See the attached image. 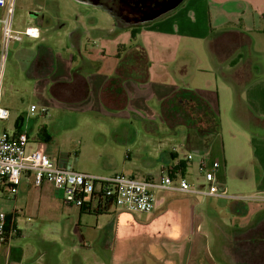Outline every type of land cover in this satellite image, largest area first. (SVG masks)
Masks as SVG:
<instances>
[{"label": "crops", "instance_id": "0c3cea01", "mask_svg": "<svg viewBox=\"0 0 264 264\" xmlns=\"http://www.w3.org/2000/svg\"><path fill=\"white\" fill-rule=\"evenodd\" d=\"M74 1L82 2V0ZM35 2L40 13L43 12V5L53 3L57 9L56 17L63 21L58 14V0H35ZM209 2L210 0H184L172 12L151 22L136 25L137 27L126 26V24L123 27H115V29L126 30L125 32H132V35L126 40L122 38L125 42H116L118 49L101 52V55L106 53L120 55V62L126 67L125 80L119 83L114 90L110 78L119 63V58L116 56L112 69L99 70L101 63L97 60L98 67L95 70H87L76 78L73 76V67L81 57L94 61L87 56L88 48L84 37L80 38L77 33L76 29L80 27L79 25L67 32L59 31L66 37V41L58 44L43 34L54 30L58 32L63 26L54 27L50 24L45 26L40 22L42 14L37 16L30 14L28 19L24 18L23 22L20 21L17 24L13 21L15 30L23 31L27 27L37 29L36 37L22 35L17 42H26L28 49L32 51L31 55L29 51V55L23 60L24 79H22V84L30 87L39 98L37 103L30 104L37 107L33 114L29 112L28 108L12 116L9 108L4 106L9 110V117L5 121H0V131H6L8 134L25 132L28 138L25 145L26 153L41 149L62 167L96 176H111L119 173L136 177L129 168L130 166L126 167L125 163L119 167L116 159L117 152L112 146L98 148L99 152L102 149L104 152L103 170L87 169L77 161L82 152L84 141L79 139L78 142H71L68 146L62 142V139L58 141L57 134H64L68 128L75 127L78 119L72 114L105 113L106 110L114 111V114L130 125H133V118L140 121L148 120L146 126L143 121L140 122L147 132L151 131L153 127H155L154 130H158V126L152 121L155 122V114L160 112V101L179 88L180 76L186 70L179 69L176 71L175 77H167L169 73L165 66L159 67L156 71L152 66L150 45L147 40L151 39L154 43V40L160 36L171 37L179 34L186 38L185 41L189 40L188 36L192 35L205 39L213 27ZM234 3L233 5L227 4L224 9H235ZM16 11L14 1L13 19L16 17ZM3 14L4 11L0 9V18ZM87 22L93 25L96 19L91 17ZM83 33L85 32L81 30V36ZM151 34L153 37L146 38V35ZM182 37L180 39L172 37L175 41L173 46L175 52L180 48ZM140 47L145 51L149 61L146 74H144L142 66L138 64L137 50ZM38 52L42 53L43 63L31 69L32 76L27 77L24 71L33 60L35 61ZM182 54L192 55L193 50L184 48ZM177 56L178 53L174 55L173 52L171 60L174 61ZM5 66L6 62L0 71L1 80L4 77ZM159 70H161L160 74ZM191 76V79L195 77V70L191 72ZM241 97L255 114L264 117V78L252 82L243 90ZM207 101L211 106L213 105L212 100L208 99ZM42 108L45 109L44 112L40 111ZM212 108L214 109L213 106ZM54 109L57 110V113H52ZM159 114L162 121L165 122L161 112ZM238 115H240V111ZM95 126L101 128L100 125ZM130 131L129 133L125 132L122 138H118V142H116L119 145L120 143L125 144L127 141L131 143L134 138ZM103 133H105L104 137L97 136L98 142L103 143L107 142L109 138L113 139L115 130L100 134ZM186 136L187 133L183 143L180 144L181 151L173 146L160 147L154 156H150L148 155L150 148L146 149L147 153L142 158L140 167L147 170V173L141 174L137 178H152L148 169L154 167L155 164L158 165L161 175L163 169L183 161L184 170L182 172L177 170L172 175L174 180L185 178L191 184L192 189L197 191L207 189L209 182L204 179L203 173L199 170L200 157L198 156L197 160L194 158L199 154L190 152L186 148ZM221 140V135L217 133L204 156L208 161L219 162V168L214 171L213 183L226 196L219 197L203 195L200 192L154 188L156 207L152 212L146 213L148 216L142 220H137L129 211L120 209H109L99 214L80 213L78 207L74 211L73 205L65 203L64 191L61 188L51 182H43L39 187H36L30 176L22 177L17 193L10 194L11 198H7L8 196L4 193V198L0 200L2 211L10 213L16 210L14 220L16 232L6 243L0 244V264H147L143 254H146L152 261L150 264H258L264 257V205L256 202L260 201L259 199H264V134L250 135L249 137L251 156L254 162L253 170L247 168L244 171L242 168L237 177L243 181H253L246 183L248 188L244 189V193L240 192L242 196H237L241 194L228 193V185L224 178V166L222 167V164H225V158ZM72 152L74 157H71ZM188 153L193 154L191 159L186 158ZM130 155L131 151L127 148L124 157L129 162ZM99 156L100 154H96V160ZM145 158L150 160L144 161ZM194 162L198 174L196 173L195 179H190L188 175L191 173ZM235 196L237 198H234ZM247 199L253 202L250 204L246 201ZM216 204L224 206L225 211L220 213L216 210ZM47 210L55 211V217L58 219L56 225L42 224L41 218L50 214L45 212ZM73 214L77 215V221L73 219ZM84 215L92 216L95 226H92V222L89 221L82 225L80 221ZM103 215H112V220L108 222L107 226L98 224ZM250 218H252L251 222ZM92 230L96 232L99 230L96 238H92L87 233ZM234 233H239L247 238L241 242V245L237 244L229 256L225 253L223 245L225 240L233 236ZM68 236H74V238L70 239ZM62 240L70 244L68 249L72 248L75 251L69 260H63L60 257L65 247L61 243ZM83 247H94L96 253L99 252L97 254L102 255L103 259H97L90 263L84 262L76 253L79 248Z\"/></svg>", "mask_w": 264, "mask_h": 264}, {"label": "rangeland", "instance_id": "374dc122", "mask_svg": "<svg viewBox=\"0 0 264 264\" xmlns=\"http://www.w3.org/2000/svg\"><path fill=\"white\" fill-rule=\"evenodd\" d=\"M14 1L17 11L16 17H14L13 21H15L14 23L16 24L20 21L23 22L24 18L26 20L30 17V14L36 13V11H38L39 7L35 0ZM236 1L244 2L245 6L240 10H235L233 8L224 9V6L227 4L233 5V3ZM58 2V14L59 17L65 21V25H63L62 29L58 30V32H56L57 30H54L50 33L44 32L43 35L46 38H50L52 42L61 44L64 42V40L66 41V37H64L63 34L61 35V33L63 31L67 32V30L75 28L79 25L80 27L76 30L78 35H80V38L84 37V41L87 43V56L95 62H97V60L100 61L101 65L99 70H109V68H114V58L116 55L111 53L101 55V52L103 50L111 52L118 49L116 42H125L123 39L126 40L127 38H130L132 32H125L126 30L119 28L115 29L116 25L113 16L102 7L89 6L82 2H75L74 0H58ZM209 3L211 23L213 27L241 28L244 32L251 36L253 50L256 53L262 55L264 54V0H210ZM38 14H40V11H38L35 15L37 16ZM91 17L96 19V22L93 25H90L87 22ZM80 29L82 32H85L82 36ZM114 29L115 32L113 31ZM108 30L110 31L108 32ZM59 31H61V33H59ZM182 36V34L171 37L160 36L158 39L154 40V43L151 39H148L147 41L150 45L152 66L156 71L159 67L165 66L167 69H164H166V71L169 73V76L167 77H175L176 71L179 69L186 70L185 74L183 75L186 77V79H183L190 82L189 84L191 88H197L195 90L204 99L212 100V106L215 109L216 116L219 121L218 134L222 137L221 143H223L222 149L223 156L225 158V164H222V167L224 166V178L228 185V193L233 195L241 194L237 196H242V193L245 192L244 189L248 188L246 183H251L253 180L243 181L238 179L237 176L242 171V168L244 171H246L247 168L248 170H253L254 162L252 161L253 158L251 156L249 137L250 135H261L259 133L261 129L255 125L247 123L246 117L249 115L248 112L246 114V112L241 110L242 108H235L234 90L232 89V86L228 82L224 81L217 73L216 67L209 57L205 39H200L199 37L192 35L190 37L188 36V39H190L185 41L184 39L186 38H183ZM147 37H153V34L146 35V38ZM172 37L175 39H180V37H182L181 40H183L180 42V48L176 52L174 51L175 48L173 47L175 45V41L172 39ZM186 44L187 46H185ZM27 45L28 44L26 42L21 43L15 40L10 42L7 52L4 77L2 80L0 76V82L2 83H0V101L3 106L9 108L12 116L17 115L21 110L28 109L30 104L37 103L39 98L37 94H35L30 89V87H26L24 84H22V79H24L22 69L24 64L23 60L25 57H27V55H29V51L30 55L32 52L28 49ZM184 48L193 50V54L186 56L183 55L182 52ZM83 51L85 52V50ZM173 52L174 55L178 53V56L174 59V61L171 60ZM186 58L188 61H186ZM194 70L195 77L191 79V73L188 74V72H193ZM160 72L161 70H159L158 73L160 74ZM263 72L264 70H262V73ZM261 78H264V75L261 76ZM241 93L243 94V91ZM243 101L245 100L243 99ZM249 108L248 110H250ZM156 109L158 111V108ZM239 111L240 114L242 113L240 118L237 116ZM55 112L57 113L56 109L52 110V113ZM99 113L81 112V114H72L73 117L78 119V123H76L75 127L68 128L66 133L57 134L58 141L62 139V142L66 143L68 146L71 142H78L79 139L84 141L82 152L77 158V161L80 165H83L87 169H104V152L103 149L99 152V147H115L117 152L116 159L118 160L119 167L125 163L126 167L130 166L129 168H131L133 174L136 177L147 173V170L140 167L142 158H144L145 154L147 153L146 149L150 148L148 154L150 156H154L160 147L173 146L181 151L180 144L183 143L187 129H185L184 125L182 124L175 126L173 129L169 128L168 125L162 121L159 111L154 117L156 123L152 121L158 126V130H154L155 127H153L151 131L148 132L144 129V126L147 125L148 120H141L144 122V126H142L139 119L136 120L133 118V125H130L122 118L114 114V111L106 110L105 113ZM236 116L237 118H235ZM248 120L250 121V116H248ZM95 125H100L101 128H96ZM111 130H115L113 139L109 138L107 142L105 141L103 143L97 141L98 135H102L104 137L105 133L100 134L101 132H111ZM129 131L134 138L133 141L131 143H128L127 141L125 144L120 143L119 145V143H117V139L122 138L124 133H129ZM127 148H129L131 151L130 162L124 157ZM96 154H100L97 160ZM203 154L204 153L196 155L197 157L194 156V158L197 160V158H201ZM71 157H74L73 152L71 153ZM204 158L206 161V167L212 168V163L208 161L205 156ZM73 159L75 160V158ZM148 160L150 159H144V161ZM135 168H137V170H135ZM148 172H150L149 174H151L154 181L158 182L160 180V170L157 164H155L154 167L149 168ZM190 172L188 177L190 179H195L196 173L198 174V171L195 168V162L193 163ZM4 193L8 196L7 198H11L9 193L0 192V200L4 198ZM259 200L261 202H256L264 205V199ZM246 201L250 204L253 202L250 199H247ZM216 205V210L220 211V213L225 211L224 206L219 204ZM72 208L74 211L77 210L76 206ZM0 210L2 209L0 208ZM45 212L50 214L41 218L42 224L51 226L56 225L58 219L55 217V211L50 212L47 210ZM130 213L137 220H142L145 216H148L146 213ZM73 215V219L77 221V215ZM110 220H112V215H103L100 218L98 224L99 226H107ZM251 220L252 218H250L249 221L251 222ZM87 221L92 222V226L94 225L95 221L92 216L84 215L81 217L80 222L82 225H84ZM58 224H60V221H58ZM87 233L90 234L92 238H96L98 236L99 230L97 232L92 230ZM68 237L70 239L74 238V236ZM61 243L65 245V247L63 248V252H61L60 257L63 260H69V258H71L70 256H72L75 251L72 248L68 249L70 244H67L66 241L62 240ZM76 253H78L79 258L83 259V261L86 263H90L97 259H103L102 255L97 254L99 252L96 253L94 247L79 248ZM143 255H145L147 264H150L152 261L149 259V257L146 254Z\"/></svg>", "mask_w": 264, "mask_h": 264}, {"label": "built area", "instance_id": "2783aa9c", "mask_svg": "<svg viewBox=\"0 0 264 264\" xmlns=\"http://www.w3.org/2000/svg\"><path fill=\"white\" fill-rule=\"evenodd\" d=\"M0 9L4 11L0 18L1 71L7 59L10 42L19 41L22 35L36 37L37 29L27 27L19 31L13 28L14 0H0ZM36 110V105L29 106L30 113L33 114ZM40 111L44 112L45 109L42 108ZM8 117L9 110L0 101V121H5ZM27 141L25 132L8 134L6 131H0V192L17 193L22 177L30 176L36 187L43 182H51L61 188L64 191V201L68 205L79 208L90 201L91 207H94L96 203L100 202L104 205L111 199L116 209L139 213H150L155 209L154 188L226 196L213 183L214 171L219 168V162L210 161L212 168H207L204 154L200 158L199 170L203 173L204 179L209 182V186L205 190L197 191L191 188V184L185 178L174 180L172 170L175 164L163 169L158 182L148 177L137 178L119 173L111 176H96L62 167L41 149L26 153ZM192 156V153H188L186 158L191 159ZM15 217L16 210L10 213L0 210V244L6 243L15 234Z\"/></svg>", "mask_w": 264, "mask_h": 264}, {"label": "trees", "instance_id": "16d2710c", "mask_svg": "<svg viewBox=\"0 0 264 264\" xmlns=\"http://www.w3.org/2000/svg\"><path fill=\"white\" fill-rule=\"evenodd\" d=\"M64 24V21L58 20L56 27H61ZM45 26L47 25L45 24ZM205 43L209 57L215 65L217 73L224 81L228 82L234 90L235 108L237 109L239 107L246 113L248 112L250 121L247 116V123L257 126L261 129L259 133L264 134V117L255 114L241 97V92L245 90V88L252 82L261 78L263 70L261 68L262 64L264 65V54L256 53L253 50L251 36L239 27H212L205 38ZM137 54L138 64L142 66L144 74H146L147 66L149 65L146 53L140 47V49L137 50ZM117 57L119 58V63L115 73L110 78L113 90L119 83L125 80L127 74L125 70L126 67L120 62V55ZM42 59V53L38 52L35 61L33 60L28 68L25 69V76L31 77V69L42 64ZM186 61H188L187 58ZM178 63L181 64L180 62ZM97 67V62L81 57L73 67L72 73L76 78L83 72L95 70ZM191 72L192 71L188 72V74ZM184 74L180 76L181 83L179 88L160 101V112L169 128L173 129L179 124L184 125L187 129V136L185 139L186 148H188L190 152L196 151L202 154L208 151L213 138L218 133L219 121L215 110L209 102L200 96L196 90L190 87L188 80L186 81L183 79H186V77L183 76ZM248 108L250 110H248ZM240 115L237 116L241 117ZM184 167V162L179 161L178 164L173 167L172 175L175 174L177 170L182 172ZM109 209H116L111 199L106 201L104 205L99 202L96 203L94 207H91L90 201H88L83 206L79 207L80 213L87 214H99ZM246 238L247 237L239 233H234L233 236L225 240L223 245L225 253L230 256L235 250L236 245H241V242ZM258 264H264V257H262V261Z\"/></svg>", "mask_w": 264, "mask_h": 264}, {"label": "flooded vegetation", "instance_id": "af4514ba", "mask_svg": "<svg viewBox=\"0 0 264 264\" xmlns=\"http://www.w3.org/2000/svg\"><path fill=\"white\" fill-rule=\"evenodd\" d=\"M82 2L89 6L106 9L113 16L116 27H123L126 23L139 21L153 14L150 5L146 4L148 0H82ZM56 13L55 5L46 3L43 5V12L40 13L42 14L40 22L44 25L57 26Z\"/></svg>", "mask_w": 264, "mask_h": 264}, {"label": "water", "instance_id": "95a60500", "mask_svg": "<svg viewBox=\"0 0 264 264\" xmlns=\"http://www.w3.org/2000/svg\"><path fill=\"white\" fill-rule=\"evenodd\" d=\"M184 0H148L146 2L147 5H150L151 9L153 10V14H150L144 19H141L139 21H135L132 23H126V26H132V25H142L147 22H151L155 19H158L162 16H165L166 14L172 12L176 7H178ZM244 3L241 1H237L234 3V8L236 10H240L244 7ZM36 13L31 14V16H35ZM264 60V56H263ZM262 69L264 70V66H262ZM264 75V72L261 74V76ZM195 154H200L199 152H194Z\"/></svg>", "mask_w": 264, "mask_h": 264}]
</instances>
